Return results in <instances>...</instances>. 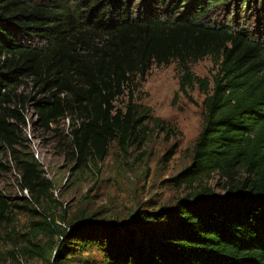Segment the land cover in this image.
Wrapping results in <instances>:
<instances>
[{"label": "trees", "instance_id": "obj_1", "mask_svg": "<svg viewBox=\"0 0 264 264\" xmlns=\"http://www.w3.org/2000/svg\"><path fill=\"white\" fill-rule=\"evenodd\" d=\"M250 1L264 12V0H0V153L13 154L32 202L51 197L52 182L16 154L26 102L45 131L61 136L54 125L68 120L63 137L83 166L102 160L113 140L122 150L140 146L149 121L164 129L135 102L134 85L153 64L172 60L183 70L179 90L197 84L205 97L191 163L171 181L191 187L213 173L224 179L221 192L200 184L172 206L137 210L125 223L34 222L33 230L60 237L38 247L43 263L64 259L75 241L94 244L102 264H264V13L251 31L208 16L224 4L236 19ZM206 56L217 68L211 87L189 66ZM29 83L34 94L20 93ZM12 207L19 205L0 191V221Z\"/></svg>", "mask_w": 264, "mask_h": 264}, {"label": "rangeland", "instance_id": "obj_2", "mask_svg": "<svg viewBox=\"0 0 264 264\" xmlns=\"http://www.w3.org/2000/svg\"><path fill=\"white\" fill-rule=\"evenodd\" d=\"M136 1L137 6L143 1L147 3V0ZM252 7L251 1L243 5L238 19H233L232 8L229 10L224 4H216L208 16L231 20L251 31L257 24V14L261 17L264 13L260 4L255 6L258 12L251 10ZM189 66L194 75L207 77L212 86L217 68L210 56ZM182 73L181 67L172 60L168 65L153 64L143 80L135 79V102L150 107L152 115L164 122L163 130L149 121L146 138L140 146L132 145L122 150L113 140L102 160L88 159L83 166L77 164L69 140L63 137L67 135L68 120L60 119L54 125L61 136L45 131L38 124L32 105L26 102L23 109L26 125L22 127L24 140L16 147V154L37 164L43 176L52 182V195L40 203L32 202L28 192L19 185L13 154L10 151L0 153L1 161L8 167V170L0 171V191L9 202L19 205V208L12 207L8 218L0 221V264H45L37 256L38 247L50 241L55 243L60 237L57 234L49 237V230H33L34 222L51 225L53 221L51 228L53 225L66 228L75 219L90 217L119 224L132 220L137 210L170 207L200 184L209 185L216 192L222 191L224 179L216 173L203 177L191 187L177 186L171 181V177L191 163L193 145L204 114L202 101L205 94L197 84L193 88L187 87L186 92L179 90ZM19 92L34 94L31 83L22 86ZM126 99L125 96L117 100L116 105L122 106ZM8 105L10 108L15 106L13 103ZM173 145V152H169ZM75 243L69 244L72 251L55 264H102L103 253L94 244Z\"/></svg>", "mask_w": 264, "mask_h": 264}, {"label": "built area", "instance_id": "obj_3", "mask_svg": "<svg viewBox=\"0 0 264 264\" xmlns=\"http://www.w3.org/2000/svg\"><path fill=\"white\" fill-rule=\"evenodd\" d=\"M26 191V190H25Z\"/></svg>", "mask_w": 264, "mask_h": 264}]
</instances>
